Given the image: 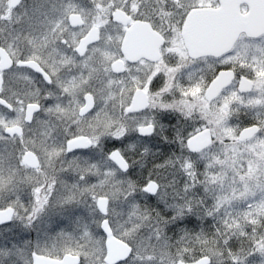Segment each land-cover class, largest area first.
Wrapping results in <instances>:
<instances>
[{
    "label": "snow or ice",
    "instance_id": "snow-or-ice-1",
    "mask_svg": "<svg viewBox=\"0 0 264 264\" xmlns=\"http://www.w3.org/2000/svg\"><path fill=\"white\" fill-rule=\"evenodd\" d=\"M0 264H264V0H0Z\"/></svg>",
    "mask_w": 264,
    "mask_h": 264
},
{
    "label": "rangeland",
    "instance_id": "rangeland-1",
    "mask_svg": "<svg viewBox=\"0 0 264 264\" xmlns=\"http://www.w3.org/2000/svg\"><path fill=\"white\" fill-rule=\"evenodd\" d=\"M160 149H161V152L164 153V151H163L161 145H160ZM154 151H155V149H154ZM161 159H163V157L158 155L157 158H156V162H157V163H163V160L161 161ZM148 167L151 168V164H149ZM146 176H147V174H146ZM53 235H54V234H53ZM32 238H33V239L35 238V233L32 234Z\"/></svg>",
    "mask_w": 264,
    "mask_h": 264
},
{
    "label": "flooded vegetation",
    "instance_id": "flooded-vegetation-1",
    "mask_svg": "<svg viewBox=\"0 0 264 264\" xmlns=\"http://www.w3.org/2000/svg\"><path fill=\"white\" fill-rule=\"evenodd\" d=\"M162 146V149L164 151V153H168L170 150L168 148H166L164 145H161ZM163 159H161L162 161ZM146 174H147V171L144 172V176L146 177Z\"/></svg>",
    "mask_w": 264,
    "mask_h": 264
}]
</instances>
